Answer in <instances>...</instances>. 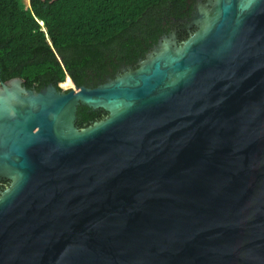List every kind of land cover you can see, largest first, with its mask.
Returning <instances> with one entry per match:
<instances>
[{
	"label": "water",
	"instance_id": "1",
	"mask_svg": "<svg viewBox=\"0 0 264 264\" xmlns=\"http://www.w3.org/2000/svg\"><path fill=\"white\" fill-rule=\"evenodd\" d=\"M0 264H264V0L95 86L0 81Z\"/></svg>",
	"mask_w": 264,
	"mask_h": 264
},
{
	"label": "trees",
	"instance_id": "2",
	"mask_svg": "<svg viewBox=\"0 0 264 264\" xmlns=\"http://www.w3.org/2000/svg\"><path fill=\"white\" fill-rule=\"evenodd\" d=\"M35 4L39 0H27ZM175 1V0H174ZM168 0H0V81L40 89L68 77L95 86L142 57L160 31Z\"/></svg>",
	"mask_w": 264,
	"mask_h": 264
},
{
	"label": "flooded vegetation",
	"instance_id": "3",
	"mask_svg": "<svg viewBox=\"0 0 264 264\" xmlns=\"http://www.w3.org/2000/svg\"><path fill=\"white\" fill-rule=\"evenodd\" d=\"M201 1L202 0H168L167 7L169 8V14L166 15L164 12L160 14L158 21L160 31L157 33L154 42L145 49L142 57L137 58L133 64H120V66H118L113 72V77H115L116 74H120L121 67L130 66L131 68H135L136 61L144 58L145 54L150 51V49L159 39L162 38V36H169V34H173V32L181 25V23L190 15V13L196 8V5H198ZM107 77L108 75H104L100 83L104 82Z\"/></svg>",
	"mask_w": 264,
	"mask_h": 264
},
{
	"label": "rangeland",
	"instance_id": "4",
	"mask_svg": "<svg viewBox=\"0 0 264 264\" xmlns=\"http://www.w3.org/2000/svg\"><path fill=\"white\" fill-rule=\"evenodd\" d=\"M41 2H43V0H39L37 1L35 4H29L27 0H24V4L30 8L31 10H33L37 5L41 4ZM59 86L62 88V89H67L71 86V82L70 80L65 77L64 78V81L59 83Z\"/></svg>",
	"mask_w": 264,
	"mask_h": 264
}]
</instances>
